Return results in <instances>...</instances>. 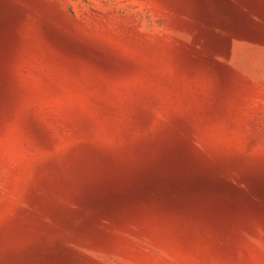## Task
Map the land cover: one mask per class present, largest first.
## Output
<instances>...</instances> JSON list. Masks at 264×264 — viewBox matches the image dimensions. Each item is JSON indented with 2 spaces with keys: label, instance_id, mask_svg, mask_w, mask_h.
<instances>
[{
  "label": "rangeland",
  "instance_id": "374dc122",
  "mask_svg": "<svg viewBox=\"0 0 264 264\" xmlns=\"http://www.w3.org/2000/svg\"><path fill=\"white\" fill-rule=\"evenodd\" d=\"M0 264H264V0H0Z\"/></svg>",
  "mask_w": 264,
  "mask_h": 264
}]
</instances>
